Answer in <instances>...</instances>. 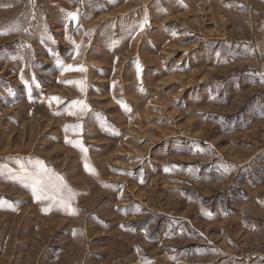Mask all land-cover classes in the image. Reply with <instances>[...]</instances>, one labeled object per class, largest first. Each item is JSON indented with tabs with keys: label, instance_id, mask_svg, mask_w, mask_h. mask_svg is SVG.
<instances>
[{
	"label": "rangeland",
	"instance_id": "obj_1",
	"mask_svg": "<svg viewBox=\"0 0 264 264\" xmlns=\"http://www.w3.org/2000/svg\"><path fill=\"white\" fill-rule=\"evenodd\" d=\"M0 249V264H252L264 0H0Z\"/></svg>",
	"mask_w": 264,
	"mask_h": 264
},
{
	"label": "crops",
	"instance_id": "obj_2",
	"mask_svg": "<svg viewBox=\"0 0 264 264\" xmlns=\"http://www.w3.org/2000/svg\"><path fill=\"white\" fill-rule=\"evenodd\" d=\"M67 1V0H65ZM139 11V10H138ZM259 221V220H258ZM2 249H0V252ZM252 250L251 255H252V264H264V252Z\"/></svg>",
	"mask_w": 264,
	"mask_h": 264
},
{
	"label": "snow or ice",
	"instance_id": "obj_3",
	"mask_svg": "<svg viewBox=\"0 0 264 264\" xmlns=\"http://www.w3.org/2000/svg\"><path fill=\"white\" fill-rule=\"evenodd\" d=\"M68 15L72 19L73 22H76L77 21V13L71 12V13H68ZM141 30H143V25H141ZM68 68H69V70H71L72 69V66L69 65ZM80 70H83V69H80ZM137 71H138V73L140 71L139 65H137ZM53 99H58V98H55L54 97ZM77 127H79V125H77ZM68 142H71V141H68ZM37 198H39V197H37ZM68 207L70 209V214H74V212L71 210V204L70 203L68 204Z\"/></svg>",
	"mask_w": 264,
	"mask_h": 264
},
{
	"label": "built area",
	"instance_id": "obj_4",
	"mask_svg": "<svg viewBox=\"0 0 264 264\" xmlns=\"http://www.w3.org/2000/svg\"><path fill=\"white\" fill-rule=\"evenodd\" d=\"M146 1L150 2L151 0H146Z\"/></svg>",
	"mask_w": 264,
	"mask_h": 264
}]
</instances>
